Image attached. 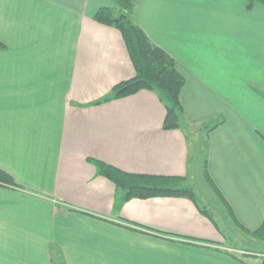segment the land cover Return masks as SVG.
<instances>
[{
    "label": "crops",
    "instance_id": "obj_1",
    "mask_svg": "<svg viewBox=\"0 0 264 264\" xmlns=\"http://www.w3.org/2000/svg\"><path fill=\"white\" fill-rule=\"evenodd\" d=\"M135 2L133 22L184 79L177 129L154 92L101 102L135 75L119 31L93 19L112 0H0V169L17 185L0 186V264H264V245H227L261 242L264 6ZM91 160L198 183L201 202L122 203Z\"/></svg>",
    "mask_w": 264,
    "mask_h": 264
},
{
    "label": "trees",
    "instance_id": "obj_2",
    "mask_svg": "<svg viewBox=\"0 0 264 264\" xmlns=\"http://www.w3.org/2000/svg\"><path fill=\"white\" fill-rule=\"evenodd\" d=\"M246 1L247 10L255 5L264 6V0ZM112 2V8H100L93 19L99 24L114 26L119 31L135 75L132 79L115 85L110 95L101 102L123 98L142 90L151 91L158 96L165 108L163 128L166 130L179 128L182 116L179 95L184 86V79L177 71L174 60L151 43L133 22L135 0H112ZM0 50H4L1 43ZM91 162L95 165L98 176L122 191L123 195L120 198L122 203L131 199L145 200L157 197H183L195 200L192 188L185 185L183 179L129 174L101 161L91 160ZM0 186L17 187L13 179L1 169ZM202 212L206 213L204 210ZM251 235L258 241L264 242V222ZM53 264L64 263L59 258Z\"/></svg>",
    "mask_w": 264,
    "mask_h": 264
},
{
    "label": "rangeland",
    "instance_id": "obj_3",
    "mask_svg": "<svg viewBox=\"0 0 264 264\" xmlns=\"http://www.w3.org/2000/svg\"><path fill=\"white\" fill-rule=\"evenodd\" d=\"M191 144L193 145V148H195V145H196L195 141L193 143L191 142ZM200 186H201V188L203 187L202 185H198V183H197L196 187H194V188L192 187L193 188L192 190H193L194 194L196 195L195 196L196 202H197V200L199 202H201L202 189H200ZM213 206H214V204H213ZM215 206L213 208V211L215 213H217V216H218L219 219L217 217H215V213H214V219H216L217 223L219 224L218 227H219L220 231L224 235H226L227 234V229H226V227L221 225V221L222 220L224 221V219H225V221L227 222L226 212H225V210L223 208H220L219 204H218V207H215ZM236 235L237 234H234V235H231L229 233L227 234V238L229 240V241L227 240V245L234 246V248H243L245 250H251V251H255V252H258V251L262 250L260 247H255V246H257V245L263 246L264 245L263 243L262 244H258V243H261V242L252 241V240H239ZM242 237H243V239H249L246 236H242ZM246 241H249V243H247Z\"/></svg>",
    "mask_w": 264,
    "mask_h": 264
}]
</instances>
